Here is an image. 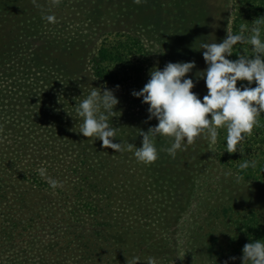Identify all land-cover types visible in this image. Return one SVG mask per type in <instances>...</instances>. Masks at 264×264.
Wrapping results in <instances>:
<instances>
[{
  "label": "rangeland",
  "instance_id": "obj_1",
  "mask_svg": "<svg viewBox=\"0 0 264 264\" xmlns=\"http://www.w3.org/2000/svg\"><path fill=\"white\" fill-rule=\"evenodd\" d=\"M7 1L0 0L13 23L0 33V194L12 199L0 210V264H41L39 256L51 261L56 253L64 264H144L148 256L156 264H223L230 257L229 264H241L243 246L264 239V179L225 163L219 138L210 144L198 137L187 154L172 157L171 139L158 136L165 149L159 158L138 162L134 149L116 152L79 133L75 111L92 86L113 89L120 101L114 142L141 146L139 129L158 121L147 120L148 105L132 91L155 66L195 61L193 91L207 94L196 76L207 65L196 49L232 32L238 0H27L33 9L23 18L25 0ZM122 34L141 41L142 70L118 84L99 80L92 59ZM181 154L192 168L178 166ZM40 207L43 223L35 217L33 229L28 216ZM122 235L146 250L127 247Z\"/></svg>",
  "mask_w": 264,
  "mask_h": 264
},
{
  "label": "clouds",
  "instance_id": "obj_2",
  "mask_svg": "<svg viewBox=\"0 0 264 264\" xmlns=\"http://www.w3.org/2000/svg\"><path fill=\"white\" fill-rule=\"evenodd\" d=\"M51 3L55 5L58 0H51ZM42 17L50 23L56 21L51 12H42ZM243 32V26L238 33L227 30L222 41H202L196 49L202 50L207 65L196 73L208 90L202 98L193 91L195 82L188 75L196 67L195 61H169L162 69L159 66L150 69L148 81L140 90L131 93L148 105L147 120L158 121L147 131L138 128L141 146L130 142L125 144L122 140L114 142L119 127L113 126V117H116L114 114L118 111L115 109L120 101L114 90L106 86H92L88 94L75 104V111L81 118L79 133L99 139L102 146L116 152L134 149L133 155L138 162L150 164L159 158L160 151L165 150L158 149V136L171 139L166 151L175 157L178 150H185L198 137L215 144L218 131L225 129L226 151L243 154V141L259 125V117L264 114V37L260 26L253 27L251 35L241 34ZM238 42L250 44L253 54H238L237 59H230ZM238 81L248 83L238 86ZM255 163L244 160L239 167H255ZM235 259L230 257L223 264ZM240 260L241 264H264V239L246 243ZM144 264H156V259L148 256Z\"/></svg>",
  "mask_w": 264,
  "mask_h": 264
},
{
  "label": "trees",
  "instance_id": "obj_3",
  "mask_svg": "<svg viewBox=\"0 0 264 264\" xmlns=\"http://www.w3.org/2000/svg\"><path fill=\"white\" fill-rule=\"evenodd\" d=\"M21 2L22 4L19 5L18 7V9L20 10L18 15L23 18L27 14H29L31 9L33 8L25 7L27 0ZM238 2L239 3L237 5L233 19L232 32L233 33L240 32L241 26H243L244 32L241 34L251 35V29L255 26H260L262 37H264V0H238ZM7 3H9L10 6L11 4L10 0H8ZM1 5L2 4L0 3V6ZM38 5L41 6L42 4L38 3ZM10 11L11 10L8 9L6 12L0 10V33H2L7 29L6 26L11 28V24H13ZM233 52L234 53L232 54V56L229 57L230 59L233 60L238 58V54H247L249 56L253 54L252 46L250 44L239 43V42L237 43V45L234 46ZM144 58H145V49L141 44V41L136 38L122 34L119 35L117 39L114 40L113 42H109L101 45V47L98 49V52L92 59V66H91L92 74L93 76L104 82L114 83V84L122 83L128 79V76H131L132 74L137 75V73H139L142 70L141 67ZM69 73H75V72H69ZM247 83H248L247 81H238V86ZM252 86L255 87V82L252 83ZM259 121H260L259 125L254 127L251 135L247 136V138L243 141V154L240 152L228 153L225 149V137L227 134L226 130L220 129L218 131L219 146H220L222 160H224L225 163L234 166L237 170H239V172L242 175L253 179H264V114H261V116L259 117ZM190 148H191L190 146H187V148L183 151L186 152L187 154ZM244 160L255 161L256 162L255 167L249 166L248 168L241 169L239 165L243 163ZM176 162L178 166H182L183 164H186L192 168L193 165V163H191V158H189V156H185L184 154H181V156H179ZM178 172H180L181 174H185L182 173V170L181 171L179 170ZM29 190L34 191L35 188L32 189L31 187H29ZM26 193L27 192H24L23 194ZM3 195L4 193H2V195L0 194V199L3 198V202L0 201V210L4 208V206L7 205V203L12 199L11 196L3 197ZM21 200H23L22 197ZM41 208L43 207H40L38 212L31 211L30 215L28 216L30 220L29 225L32 226L33 229L34 226H37L36 218L41 223H43L42 217L44 211H42ZM168 213L171 215V212ZM15 221L16 218L13 219L12 222L13 227H15ZM68 226L69 228L77 227L73 224H70V222L66 223V227ZM53 230L57 231L59 229L54 227ZM22 231L27 235L25 228H23ZM258 233H259V229L256 231V236L258 235ZM256 236L254 238L258 237ZM26 237L29 238V236ZM122 237L125 238L124 235H122L120 238ZM22 239H23L22 241L25 240V238ZM125 239L126 242L123 244L126 245L127 247L134 246L136 244L135 246L138 248L137 250L139 251L146 250V248L140 245L141 240L135 242L134 241L135 238L132 239L125 238ZM155 243H158V241H155ZM164 247L165 246H162V248ZM64 250H67V248ZM54 251H58V250H54ZM56 254L57 256H55V258L52 257L51 261L49 259L48 260L44 259L45 257L43 256H39L38 263L42 262L41 264H64L65 262H61L62 258H60V256L62 257V253H56Z\"/></svg>",
  "mask_w": 264,
  "mask_h": 264
}]
</instances>
